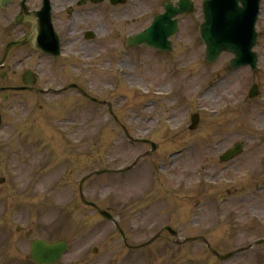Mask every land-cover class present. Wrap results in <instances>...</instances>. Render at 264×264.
Returning <instances> with one entry per match:
<instances>
[{"label": "rangeland", "instance_id": "374dc122", "mask_svg": "<svg viewBox=\"0 0 264 264\" xmlns=\"http://www.w3.org/2000/svg\"><path fill=\"white\" fill-rule=\"evenodd\" d=\"M38 1L31 0V5L38 7ZM162 1L146 0L140 9L129 12L138 17L151 7L161 11ZM71 2L58 0V6ZM18 10V4L0 10V57L5 44L22 33L23 27L6 28ZM110 14L107 23L98 14L99 35L109 34L104 45L82 42L68 48L69 54L77 52L96 62L61 64L64 60L47 58L42 73L55 87L90 84L94 97L112 102L133 137L149 138L158 151L140 165L139 172L125 177L105 174L87 181L86 199L117 217L133 246L148 242L166 225L180 232V241L206 237L221 254L263 239L264 191L252 189L264 185V104L247 101L252 87L262 84L264 90L263 76L249 68L228 71L232 59L228 55L208 65L198 26L191 18L168 58L137 49L119 59L124 38L149 22H129L127 12L119 8ZM29 53L24 48L10 53L9 76L6 81L0 78V86L21 85L13 71H20ZM124 80L146 92L140 94L136 85L128 88ZM3 105L0 177L6 183L0 184V264H32L27 256L37 238L68 241L70 250L61 264H264L260 259L264 251L222 263L199 242L175 245L167 232L141 252L128 251L115 228L82 203L79 183L94 171L127 167L151 147L129 144L107 108L97 109L78 92L66 97L11 92ZM148 105L143 111L142 106ZM193 113H200L195 132L189 131ZM67 134L75 141L73 148L67 144ZM237 142L244 143L243 154L228 165L220 163V155ZM177 151L182 152L181 158L171 160ZM169 172L178 179L176 185L162 177ZM241 175L248 178L240 179ZM202 177L206 185L199 186ZM221 179L235 186H222ZM213 183L219 185L209 186ZM221 197H228V202L222 203Z\"/></svg>", "mask_w": 264, "mask_h": 264}, {"label": "flooded vegetation", "instance_id": "af4514ba", "mask_svg": "<svg viewBox=\"0 0 264 264\" xmlns=\"http://www.w3.org/2000/svg\"><path fill=\"white\" fill-rule=\"evenodd\" d=\"M79 1L81 0H72L71 3L65 5L63 8H59L58 0L52 1V4L55 7L56 11H60L59 15H56L54 17V26L61 38L62 44H64L67 50L70 45L76 43L82 44V42H85L90 45H94L95 43H97V39L89 40L87 37V33L89 31H95L97 33V37L100 38L98 45H104V43L107 42V40L106 41L104 40L109 36V34L108 36H105V34L101 36L99 35L98 31H100V26H99L100 17L98 14H102V16L104 17V21H106V23L110 21L111 19L110 12L112 11V9H114L110 4V0H103L102 3L99 5L88 3L87 5H83V6L78 5ZM145 1L146 0H126V3L121 7V11L127 12V15H129L130 17L129 22H132L133 19L135 20L134 21L135 23L148 21L150 24L154 19V17L163 11L164 5L167 0H163L161 2V8H162L161 11L153 10V8L151 7L148 12L141 13L138 17H133V15L129 11L134 9H140V7H142ZM69 6L74 7V11L72 14L67 12V8ZM125 24L128 23L125 22ZM148 25H146L145 27H147ZM145 27H143L142 29H144ZM29 31H30V25L24 26L22 29V33L20 35H17L18 36L17 38L28 34ZM72 53L76 54L77 56H80L83 60L93 59V57L88 58L77 52H71L70 54ZM47 58L51 59L49 57H44V60H46ZM260 240H264V238ZM255 254H259V252H256ZM260 259L264 260V256L260 255Z\"/></svg>", "mask_w": 264, "mask_h": 264}, {"label": "water", "instance_id": "95a60500", "mask_svg": "<svg viewBox=\"0 0 264 264\" xmlns=\"http://www.w3.org/2000/svg\"><path fill=\"white\" fill-rule=\"evenodd\" d=\"M1 3L4 5L8 0H0ZM210 7H212V5H210ZM236 11H239V9H235ZM241 10V9H240ZM208 15V24L205 27L202 37L207 45L206 47V59L209 63L213 64L216 62V60L219 58V56L223 53V52H228V53H234L236 54V59L235 62L237 64H239L238 62H240V57H243V52H246L250 54V51L252 50V47L254 46V43H250L248 46L243 47V46H232V45H216L217 40H220V34L222 33V29H220L219 31L215 32V31H211V19H210V12L208 10L207 12ZM256 19V18H255ZM22 20V18L20 19ZM254 22V20H253ZM250 32L251 34L253 33V26L251 24L250 27ZM41 30V26H39V24H36L34 26V39L36 38L35 36L37 35V33ZM211 31V32H210ZM10 48V46H9ZM251 63L253 64V61H251ZM108 216V215H106ZM63 247L61 246H49L45 243L42 242H37L35 243L34 247H33V257L36 259V261H38L39 263H51L54 262L57 257L59 256V253L61 252Z\"/></svg>", "mask_w": 264, "mask_h": 264}]
</instances>
